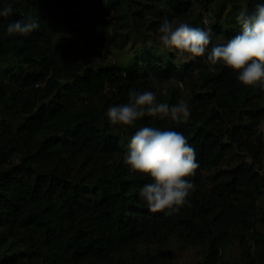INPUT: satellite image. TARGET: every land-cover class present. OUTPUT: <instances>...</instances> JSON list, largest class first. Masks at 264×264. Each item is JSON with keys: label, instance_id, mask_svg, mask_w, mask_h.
Returning <instances> with one entry per match:
<instances>
[{"label": "trees", "instance_id": "1", "mask_svg": "<svg viewBox=\"0 0 264 264\" xmlns=\"http://www.w3.org/2000/svg\"><path fill=\"white\" fill-rule=\"evenodd\" d=\"M214 2L219 11L207 27L197 12ZM256 2L264 0H0L14 8L0 21V264H115L126 250L171 236L205 248L195 264H264L256 226L264 221V91L242 86L222 65L209 71L206 57L179 66L145 52L130 66H89L126 45L117 30L149 20L156 32L159 19L183 20L189 10L197 13L193 27L211 29L210 50L239 33V11L250 13ZM24 16L39 18L40 27L9 37L7 23ZM74 34L86 35L88 47L54 42ZM130 89L153 91L170 106L184 100L187 123L144 117L111 126L107 109L127 103ZM144 126L182 132L196 150L189 204L172 215L150 212L139 189L151 179L134 172L112 196H82L81 188L113 181L123 136ZM235 243L240 258L226 260Z\"/></svg>", "mask_w": 264, "mask_h": 264}, {"label": "clouds", "instance_id": "2", "mask_svg": "<svg viewBox=\"0 0 264 264\" xmlns=\"http://www.w3.org/2000/svg\"><path fill=\"white\" fill-rule=\"evenodd\" d=\"M248 2L243 0L245 4ZM13 14L12 3L0 5V21ZM236 21L241 26L239 33L225 44L214 45L209 50L211 29L164 17L158 27L159 41L177 57L186 56L189 60L206 57L209 71L222 65L236 74V80L242 86L264 91V3L256 2L250 13L246 7L241 8ZM39 27V18L24 16L10 20L6 34L26 37ZM149 79L152 87H160L156 76L150 74ZM106 116L111 126L133 127L144 117L170 118L179 124L187 123L190 109L184 100L170 106L158 102L153 91L130 89L128 102L109 107ZM124 162L132 172L150 177L151 182L139 189V197L150 212L172 215L189 204L187 198L195 190V185L188 178L195 175L199 164L196 150L182 132L140 127L130 138Z\"/></svg>", "mask_w": 264, "mask_h": 264}, {"label": "rangeland", "instance_id": "3", "mask_svg": "<svg viewBox=\"0 0 264 264\" xmlns=\"http://www.w3.org/2000/svg\"><path fill=\"white\" fill-rule=\"evenodd\" d=\"M219 11V7L216 2H214L208 9L203 10L199 9L197 13H201L204 18L206 26H210L214 22V17ZM197 13L193 10H189L187 17L183 20L173 19L177 22H192L195 20ZM160 17V16H157ZM156 19V18H155ZM162 22V19L158 20L156 23L157 27ZM149 20H146L145 23L140 27L134 22L126 25L125 27L117 30L119 36H126L127 43L123 48H115L111 56L100 59L98 57L89 64L90 67L98 68L105 67L112 64L119 66H130L135 62L141 54L149 52L151 56H154L158 59H163L175 63L179 66H184L189 64L193 59H187L185 57H177L174 51H170L163 47L159 41L158 30L153 32L152 30H147V24ZM54 42L60 45H63L67 48H87V36L82 34H74L72 36L62 37L60 35L54 36ZM217 44H224L221 40H217ZM142 52H141V51ZM137 51H140L137 54ZM185 96V95H184ZM139 129H134L128 134L123 136L121 141V148L123 156L127 152V145L130 142V138L135 132ZM260 131L264 135V117L260 123ZM132 171L130 167L125 164L124 159L120 164L117 174L110 183H100L95 191L87 190V188H81L79 193L85 198L89 199L92 202H97L100 197H109L116 194L123 182L130 177ZM259 207L264 209V197H261L258 202ZM256 226L258 231L264 235V221L262 219H257ZM240 248L238 243L231 245L225 254L226 260L236 261L240 258ZM147 255H157L162 259V264H195L196 262L203 259L205 255V248L200 246L188 245L175 236H171L167 239L165 243L156 244L152 242H143L137 245L134 248L126 250L123 254L115 256L113 258L114 263L125 262L127 264H135L138 257L147 256Z\"/></svg>", "mask_w": 264, "mask_h": 264}]
</instances>
